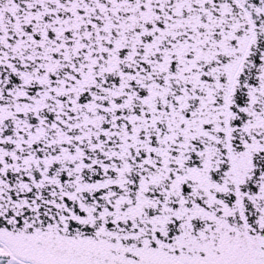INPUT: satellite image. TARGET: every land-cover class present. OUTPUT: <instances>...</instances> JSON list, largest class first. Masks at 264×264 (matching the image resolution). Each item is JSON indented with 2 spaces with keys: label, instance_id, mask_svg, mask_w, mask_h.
<instances>
[{
  "label": "snow or ice",
  "instance_id": "1",
  "mask_svg": "<svg viewBox=\"0 0 264 264\" xmlns=\"http://www.w3.org/2000/svg\"><path fill=\"white\" fill-rule=\"evenodd\" d=\"M0 264H264V0H0Z\"/></svg>",
  "mask_w": 264,
  "mask_h": 264
}]
</instances>
